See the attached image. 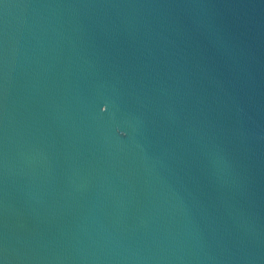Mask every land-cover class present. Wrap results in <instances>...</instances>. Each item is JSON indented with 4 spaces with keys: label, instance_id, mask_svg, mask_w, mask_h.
<instances>
[{
    "label": "water",
    "instance_id": "95a60500",
    "mask_svg": "<svg viewBox=\"0 0 264 264\" xmlns=\"http://www.w3.org/2000/svg\"><path fill=\"white\" fill-rule=\"evenodd\" d=\"M0 264H264V0H0Z\"/></svg>",
    "mask_w": 264,
    "mask_h": 264
}]
</instances>
